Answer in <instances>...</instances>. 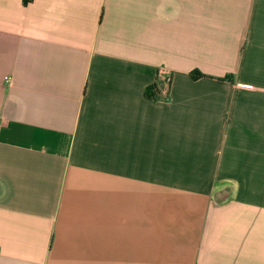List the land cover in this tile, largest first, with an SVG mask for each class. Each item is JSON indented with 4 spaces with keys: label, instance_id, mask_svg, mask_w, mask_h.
<instances>
[{
    "label": "crops",
    "instance_id": "0c3cea01",
    "mask_svg": "<svg viewBox=\"0 0 264 264\" xmlns=\"http://www.w3.org/2000/svg\"><path fill=\"white\" fill-rule=\"evenodd\" d=\"M0 264H264V0H0Z\"/></svg>",
    "mask_w": 264,
    "mask_h": 264
},
{
    "label": "built area",
    "instance_id": "2783aa9c",
    "mask_svg": "<svg viewBox=\"0 0 264 264\" xmlns=\"http://www.w3.org/2000/svg\"><path fill=\"white\" fill-rule=\"evenodd\" d=\"M169 73L165 70H161L159 73V80H158V85L160 87V96L166 97L169 92V87H170V78H169Z\"/></svg>",
    "mask_w": 264,
    "mask_h": 264
},
{
    "label": "trees",
    "instance_id": "16d2710c",
    "mask_svg": "<svg viewBox=\"0 0 264 264\" xmlns=\"http://www.w3.org/2000/svg\"><path fill=\"white\" fill-rule=\"evenodd\" d=\"M32 0H24V2L26 4H28L29 2H31ZM204 75L201 74L199 71H194L192 73V78L194 79H198V78H201L203 77ZM147 94L148 95H151L153 97H159L160 96V87L158 85V83H156L152 88L148 89L147 90Z\"/></svg>",
    "mask_w": 264,
    "mask_h": 264
}]
</instances>
